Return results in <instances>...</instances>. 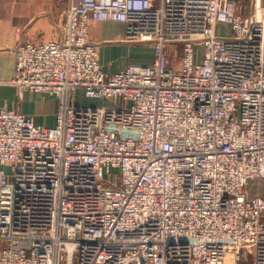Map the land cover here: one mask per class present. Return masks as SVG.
<instances>
[{"label": "built area", "instance_id": "built-area-1", "mask_svg": "<svg viewBox=\"0 0 264 264\" xmlns=\"http://www.w3.org/2000/svg\"><path fill=\"white\" fill-rule=\"evenodd\" d=\"M93 21L150 62L104 73ZM62 29L15 49L10 83L57 107L51 127L0 109V264H264V21L235 0H78Z\"/></svg>", "mask_w": 264, "mask_h": 264}, {"label": "crops", "instance_id": "crops-1", "mask_svg": "<svg viewBox=\"0 0 264 264\" xmlns=\"http://www.w3.org/2000/svg\"><path fill=\"white\" fill-rule=\"evenodd\" d=\"M78 0H1L0 3V109H16L35 124H55L57 99L49 94L19 93L10 82L15 73V49L24 39L37 42L61 40L62 12ZM243 16L264 21V0H235ZM229 29L220 26L218 34L229 36ZM89 35L98 50L102 71L112 74L144 56L132 42L124 40V26L112 21H93ZM148 53V57H150ZM150 62L147 59L143 64ZM2 246V244H0Z\"/></svg>", "mask_w": 264, "mask_h": 264}, {"label": "rangeland", "instance_id": "rangeland-1", "mask_svg": "<svg viewBox=\"0 0 264 264\" xmlns=\"http://www.w3.org/2000/svg\"><path fill=\"white\" fill-rule=\"evenodd\" d=\"M134 44L144 54L143 57H141L137 60L139 63L143 64V62L145 60L150 59L152 57V49H151V46L149 44H142V43H134ZM150 51H151V54H150V57H148V53H150ZM168 56H170V55H168ZM167 63L172 67H176L178 65V61L175 59H172V58L167 59ZM27 93L34 94L35 96L36 95H46V93H31V92H27ZM113 102H114L113 100L111 101L110 99H107V98H100V99L87 98L84 95V92L82 90H77L73 96V103L80 105L81 107H98V108H101V107L111 106V104ZM0 169H2L6 174L10 173L9 167L0 166ZM249 189H252V187H250ZM239 264H250V263H249V261L246 263L240 261Z\"/></svg>", "mask_w": 264, "mask_h": 264}]
</instances>
